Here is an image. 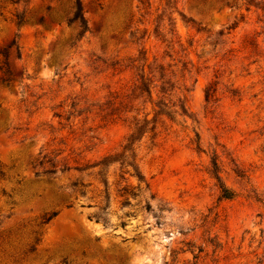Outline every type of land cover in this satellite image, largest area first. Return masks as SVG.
Returning <instances> with one entry per match:
<instances>
[{"label":"rangeland","instance_id":"374dc122","mask_svg":"<svg viewBox=\"0 0 264 264\" xmlns=\"http://www.w3.org/2000/svg\"><path fill=\"white\" fill-rule=\"evenodd\" d=\"M76 1L0 0V230L25 264H264V0Z\"/></svg>","mask_w":264,"mask_h":264},{"label":"trees","instance_id":"16d2710c","mask_svg":"<svg viewBox=\"0 0 264 264\" xmlns=\"http://www.w3.org/2000/svg\"><path fill=\"white\" fill-rule=\"evenodd\" d=\"M22 20V17H20L17 22L21 23L23 22ZM70 23L76 24L84 31L88 28L82 5L78 0L75 3ZM13 58L17 60L21 58L20 47L16 40H13L8 45L0 48V72L2 73L0 82L6 86H9L14 79L13 71L11 69V60ZM3 177L4 175L0 171V178L3 179ZM137 178L139 179V177ZM56 215V212L44 214L41 217L39 225H46ZM18 235L17 231L11 230L5 232L0 230V258L7 257L8 259H11V264H25L28 257L35 253L36 246L40 242V240H36L35 244L21 245L18 241Z\"/></svg>","mask_w":264,"mask_h":264}]
</instances>
